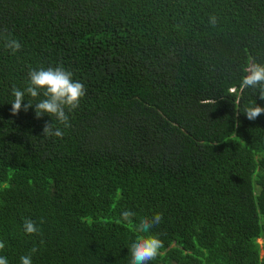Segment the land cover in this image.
<instances>
[{
	"label": "trees",
	"instance_id": "trees-1",
	"mask_svg": "<svg viewBox=\"0 0 264 264\" xmlns=\"http://www.w3.org/2000/svg\"><path fill=\"white\" fill-rule=\"evenodd\" d=\"M5 29L22 45L0 40L8 264L34 246L32 264H130L149 234L163 247L148 264H264V114L244 113L264 100L239 90L250 59L264 64V0H0ZM57 66L86 88L71 126L36 118L42 92L13 115V87ZM46 122L63 137H44Z\"/></svg>",
	"mask_w": 264,
	"mask_h": 264
},
{
	"label": "clouds",
	"instance_id": "clouds-1",
	"mask_svg": "<svg viewBox=\"0 0 264 264\" xmlns=\"http://www.w3.org/2000/svg\"><path fill=\"white\" fill-rule=\"evenodd\" d=\"M216 17L210 16L209 23L216 24ZM0 40L4 41V47L10 49L13 54L19 51L22 45L14 38L7 30L0 31ZM245 75L239 85V90L243 91L246 88L256 89L259 92L260 99L264 100V64L257 63L255 60L249 61L244 69ZM28 86L22 91L15 87L12 89L14 100L11 103V112L16 115L22 108L27 111L29 107L33 106L31 101L26 104L22 103L25 100V94L32 98L43 94L45 97L34 104V111L36 118H40L44 114L55 117L56 121L63 125L64 128L70 127L69 116L67 112H72L79 107L80 100L86 94L85 86L73 80V74L65 70L62 66L55 68L49 67L47 69L40 68L39 70L30 69ZM244 113L249 120H255L259 115L264 114V107L252 102L250 106L245 107ZM44 137L55 136L62 138L63 131L55 127L53 123H45L43 127ZM136 213L132 211H124L121 214L122 220L132 223V218ZM163 218L162 213H156L151 219L144 217L139 224L135 225L134 230L139 233H149L150 229L158 225ZM41 223L43 221L41 220ZM24 231L27 234H37L40 229L36 223L30 219H25ZM42 243V241H41ZM4 242L0 241V250L4 249ZM163 247L162 241L157 235H138L135 241L131 244V262L130 264H148L149 261L154 260L159 254V250ZM37 248L34 246L30 250L29 255L20 258L21 264H32L31 253H35ZM0 264H8L7 258L0 256Z\"/></svg>",
	"mask_w": 264,
	"mask_h": 264
},
{
	"label": "rangeland",
	"instance_id": "rangeland-1",
	"mask_svg": "<svg viewBox=\"0 0 264 264\" xmlns=\"http://www.w3.org/2000/svg\"><path fill=\"white\" fill-rule=\"evenodd\" d=\"M257 241V243L260 245V254L263 252V248H262V246H261V244H262V241H261V239H257L256 240Z\"/></svg>",
	"mask_w": 264,
	"mask_h": 264
}]
</instances>
